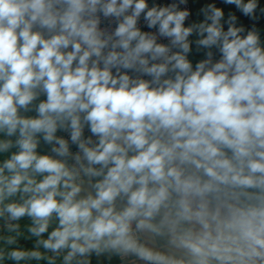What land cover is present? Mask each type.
Returning <instances> with one entry per match:
<instances>
[{"label":"clouds","instance_id":"clouds-1","mask_svg":"<svg viewBox=\"0 0 264 264\" xmlns=\"http://www.w3.org/2000/svg\"><path fill=\"white\" fill-rule=\"evenodd\" d=\"M0 264H264V0H0Z\"/></svg>","mask_w":264,"mask_h":264}]
</instances>
